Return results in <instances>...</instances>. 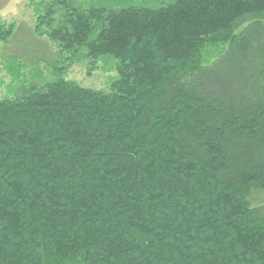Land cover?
Returning <instances> with one entry per match:
<instances>
[{
  "label": "trees",
  "instance_id": "obj_1",
  "mask_svg": "<svg viewBox=\"0 0 264 264\" xmlns=\"http://www.w3.org/2000/svg\"><path fill=\"white\" fill-rule=\"evenodd\" d=\"M26 3L116 75L0 99V264H264V0Z\"/></svg>",
  "mask_w": 264,
  "mask_h": 264
},
{
  "label": "rangeland",
  "instance_id": "obj_2",
  "mask_svg": "<svg viewBox=\"0 0 264 264\" xmlns=\"http://www.w3.org/2000/svg\"><path fill=\"white\" fill-rule=\"evenodd\" d=\"M27 1L0 0V23L17 24L12 40L7 45H0V99L11 97L13 93L20 94L22 85L41 88L46 80H53L59 72L63 78L84 88L108 90L116 75L114 65L109 61L100 62L90 74L84 60L70 66L66 64L65 70L52 67L53 63L59 65L55 55L57 48L47 37L34 34L35 20ZM13 59L19 67L14 65Z\"/></svg>",
  "mask_w": 264,
  "mask_h": 264
}]
</instances>
